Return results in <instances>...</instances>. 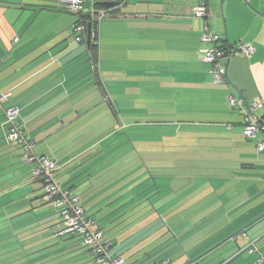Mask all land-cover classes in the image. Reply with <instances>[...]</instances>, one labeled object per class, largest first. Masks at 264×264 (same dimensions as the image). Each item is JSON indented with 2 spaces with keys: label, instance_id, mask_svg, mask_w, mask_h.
I'll list each match as a JSON object with an SVG mask.
<instances>
[{
  "label": "crops",
  "instance_id": "crops-1",
  "mask_svg": "<svg viewBox=\"0 0 264 264\" xmlns=\"http://www.w3.org/2000/svg\"><path fill=\"white\" fill-rule=\"evenodd\" d=\"M207 3L210 15L201 18L194 15L198 0H124L109 9L93 46L86 44L82 52L47 39L24 43L18 35L9 51H2L0 93H10L5 107L19 108L18 123L35 142L36 152L58 160L57 182L79 195L87 212L117 207L130 195L113 201L125 192L128 173H142L144 163L163 167L168 176L176 163L189 165L190 157L212 167H237L244 161L264 168V153L256 147L261 135H244L249 115L264 121V0ZM55 8L70 12L62 6L42 10ZM74 19L67 20L73 31L78 17ZM206 24L234 46L224 59V83H215L209 65L200 59V50L207 46L202 41ZM62 28L48 33L50 38L63 40ZM241 43L251 44L254 51L247 55L237 50ZM230 96L242 98L244 106H231ZM254 102L261 105L257 110ZM73 122L75 138L82 130L107 134L89 144L76 141L71 155H60L50 136ZM114 130L119 136L108 144ZM19 149L7 140L0 112V163L15 164L22 155ZM23 175L21 186L28 190L16 195L14 205L31 197V185L39 187L30 174ZM191 191L182 190L186 196ZM122 246L113 251L122 254L126 264H136L145 251L136 247L125 255Z\"/></svg>",
  "mask_w": 264,
  "mask_h": 264
},
{
  "label": "trees",
  "instance_id": "trees-1",
  "mask_svg": "<svg viewBox=\"0 0 264 264\" xmlns=\"http://www.w3.org/2000/svg\"><path fill=\"white\" fill-rule=\"evenodd\" d=\"M0 2L5 3L6 1L2 0ZM97 2L98 1L94 0L91 3V6L94 7L95 10L105 9L102 5L98 4ZM39 6H41L42 9L55 7L53 5L44 4H41ZM60 6L65 8L61 0ZM108 11L109 10H107V12ZM93 14L94 13H91L90 10L77 12L78 19L75 24L79 22L88 24V22L92 19L93 27L95 28V23L97 19H95L96 16L94 15H96L97 13L95 12V14ZM92 46L93 40L91 47ZM221 47L225 51L226 55H229V50L231 51V47L233 48L234 46L226 43V41L222 39ZM116 133L119 134L120 132L117 131ZM132 143H134L133 140ZM197 161L198 159L190 157L189 162L191 163L189 165L184 163H176L173 167V170L170 171L169 176L168 173H163V167H154L150 166L147 163H144V171L142 173H139L138 171L130 174L128 173L127 177L125 178L126 182L123 185L126 186L125 192L120 195H117L113 201L123 199L124 197H126L127 194L131 195H129L117 207L111 210H97L92 211L91 213L88 212V214L96 221V227L104 232L106 241L112 243V252L115 255H119L124 258L122 254H118L117 252L113 251L114 247L118 244L123 245V250L126 251L136 247H140L143 251L145 250L141 254V256L134 261L136 264H155L162 260H169V258L163 254L164 251H162L169 244L176 242L184 247V243L190 241L192 237L202 234L210 229H212L211 231H214L216 227L220 224L218 222L220 218L223 219L229 215L237 213V217L233 219L235 220L249 211V209H246L242 213H239L241 212L240 209L243 208L244 205H248L255 199L254 196L248 198L247 203H245L244 205H238L239 207L235 206L233 209L229 208L231 204L233 205L234 203H238L242 200L241 197L238 198L241 194V189L243 188V186L239 183L240 177L247 176L254 178V180L257 181L258 179H264V168H259L256 162L247 163L244 161H240L237 164V167H212L208 164H203ZM220 170H227V172L222 171V173L220 174ZM216 171L218 172L216 173ZM231 177L234 178V182H232V184L238 188L235 192L231 194V198H224V195L221 196V191H219V188L212 187L214 186L212 183L209 186L206 184L199 185V182L205 179H227ZM175 178H180L182 180L178 188L173 189V194L175 193L176 195L174 194L171 198H169L159 206H156L157 201L169 195V189H171L169 182H163L162 184L159 182L164 181L165 179L170 180ZM186 179L189 180L187 181ZM31 180L35 181V183L39 186L38 189H41L43 191V185L40 180L34 178L32 175ZM148 180H151L150 183H146ZM225 183L226 182H221V184ZM143 184L144 187L142 186V189L136 191V189ZM200 187H202V190H199L201 189ZM183 188H190V190H192L191 194L187 196L183 195ZM230 191L231 190H229V192ZM212 193H214V195ZM154 195L157 197L155 201H152L151 199ZM40 197L43 198V194L40 195ZM43 201L44 203L41 204V206H31V208L28 210L32 212L29 216V223L27 222L28 225L25 224L24 226H21L24 228L28 226V228H25L26 230L24 229L23 231H20L17 234H21L22 232L28 231V236L34 234V237H36L37 233L42 232L44 230L46 234L44 235L43 239L47 240L51 236L55 238L59 237L61 239V241L58 243L59 250L56 253V258L61 259L59 262L60 264H96L93 254L88 250L86 246L83 245L81 238L77 234H60L63 225L57 210L53 207L51 201L45 199ZM142 204L144 205L141 206ZM170 205L173 206V209L167 210ZM40 207H42V209H40ZM154 214H156V217H154ZM149 215V218H151L149 222L139 226L134 233L126 236V231H128L130 225L126 224L122 226V222L127 220V218H134L132 219L133 221H131V223L133 224L136 220L144 219ZM159 220H161V222ZM169 221L171 222L170 226L167 225ZM57 224L58 226H56ZM54 226H56L54 230H51ZM37 227H40V229L32 230L33 228ZM224 227L225 226H222L218 229L221 230ZM249 227L245 230H242V233L249 236ZM139 232H143L142 236H144L140 238L141 234H139ZM122 235H124V238L118 240V236ZM132 235L135 238L134 240H130V237ZM135 235L137 236L135 237ZM155 239L157 243L155 242L156 244L153 247H145V245H147L149 241L151 242ZM159 239H162L160 243ZM263 241L264 232L258 234L256 239H250L247 243V246H239L240 250L235 256H233V258H222L216 264H230L233 262L234 259H237L246 251H248L251 255H256L253 261V263L256 264V260L260 256L264 257V251L261 246L263 244ZM251 243L256 246L257 250L251 252ZM54 245H57V243L45 246L43 249L40 250H45V252L39 255L40 257L38 259L47 256V260L37 264H44L45 262L47 264H51L48 263V261H50V258L48 257L49 255L54 254V252H51L52 250H54L52 249L55 247ZM217 248H213L212 252L215 251ZM78 251L79 253L74 254ZM185 252H187V250ZM212 252L203 255V257H201V259H199L195 264H198L200 261H203L204 259L208 258L212 254ZM76 257L77 259H74ZM51 258H53V255L51 256ZM87 258L88 260H86Z\"/></svg>",
  "mask_w": 264,
  "mask_h": 264
},
{
  "label": "rangeland",
  "instance_id": "rangeland-1",
  "mask_svg": "<svg viewBox=\"0 0 264 264\" xmlns=\"http://www.w3.org/2000/svg\"><path fill=\"white\" fill-rule=\"evenodd\" d=\"M2 1V0H0ZM4 1V0H3ZM5 3L0 2V55H4V52H8L11 48L13 43V39L16 35L22 38L21 42L27 43L29 39H35L34 41H42L44 42L45 39L48 43H53L56 45L58 42L62 43H69L73 47H75L77 53L82 52L86 48V42L78 41L76 38V33H74L72 27L69 25L67 21L68 18H75L78 17L77 13L67 12L63 9H54L57 11H43L41 4L44 5H53V6H60V0H5ZM101 1V0H100ZM88 5H91L92 0H87ZM43 11V12H42ZM58 12V13H54ZM64 13V14H63ZM54 14H63V15H54ZM62 16V18H60ZM74 19V20H75ZM102 22V21H101ZM100 26V24H99ZM65 28L62 32L64 38L55 40L54 38H50V32H54V30L58 28ZM62 28V29H63ZM40 30V31H39ZM49 33V34H48ZM87 37V35H86ZM53 39V40H52ZM62 40V41H61ZM22 44V43H21ZM61 45V44H60ZM3 53V54H2ZM67 128V129H66ZM65 130L57 131L52 136H50V140L56 142L55 147H59L58 153L60 155H64L69 153L71 155L74 151V143L76 141L83 143L86 142L89 144L90 142L98 141L99 138L103 137L107 134L106 131L99 132L98 130L95 131H88L87 133L85 130L77 132V138L74 135V122ZM114 128V127H113ZM63 130V129H62ZM113 131V130H112ZM117 131L114 130V133ZM119 135L116 133L114 138H111L110 141H107L108 144L116 139ZM105 139V138H104ZM106 142V143H107ZM21 151V149H19ZM109 152V150H108ZM114 155V154H111ZM31 168L32 166L25 163L21 158L17 159L15 164L9 163H0V264H37L47 260L46 257H41L38 259L44 251H40L45 246L54 245L55 247L52 248L54 250H48L54 252V254L49 255L50 261L48 263L51 264H60V258H56V253L58 252L59 242L61 239L55 238L53 236L49 237L47 240L43 239L44 230L39 232L35 235L28 236V231L22 232L21 234H17L20 231H23L25 228L27 229L28 226L21 227L24 223L28 225V216L32 213L28 211L31 206H41L44 203L42 197L39 195V189L34 190L31 185V197L26 198L14 205L13 201L18 199V195L21 194L19 192L27 191V187L21 186L24 182L23 177L28 174L31 176ZM59 177V176H58ZM233 179V180H231ZM187 181L189 179H186ZM151 180H148L146 183H150ZM169 182L170 188L169 195L161 198L157 201L156 206H159L169 198H171L173 194V189L178 188L181 183L180 178L175 179H165L164 181H160L159 183ZM206 185H214L212 187L219 188L221 191L220 195H224V198H229L231 192L229 190H233L232 192L236 191L238 188L234 186L231 182H234V178H213V179H205L202 180ZM221 182H226L225 184H221ZM203 183V184H204ZM239 183L243 186L241 189V194L238 198H251L255 197V199L249 203L248 205H244L243 208L240 209L242 213L244 210L249 209L248 212L243 214V216L239 219H235L234 223L232 220L237 217V213L233 215H229L226 218H223L218 221L220 224L216 227L214 231L207 230L206 232L196 235L192 237V239L188 242L184 243V247L181 246L179 243H172L165 247L162 251L163 254L167 257H170L171 263L170 264H188L190 261L206 254L212 252V249L219 245L223 241H228V243H224L223 245H219L218 248L212 252V254L200 261L198 264H216L222 258L228 257L231 254H234L239 246L244 247L247 245L250 239H256L258 234L264 232V179L254 180L251 177H240ZM38 185V184H36ZM144 184L141 185L136 189H142ZM233 186V187H232ZM203 187V186H202ZM27 195V192H25ZM214 195V193H212ZM17 195V196H16ZM131 195V194H130ZM176 195V194H175ZM212 196V195H211ZM27 197V196H26ZM157 196L152 197V201L156 200ZM231 198V197H230ZM13 199V200H12ZM178 200V199H177ZM240 200V199H239ZM238 200V201H239ZM177 202V201H176ZM175 203V201H174ZM177 204V203H176ZM142 204L141 206H143ZM169 205V204H168ZM44 208V207H43ZM42 209V207H40ZM173 206L167 208V210H172ZM25 211V212H24ZM163 212V211H161ZM131 213V212H130ZM156 213V212H154ZM150 215L144 219L136 220L133 224L131 221L134 218H127L124 222L121 223L122 226L129 224L130 227L128 231H126V236L131 235L134 233L139 226L145 224L151 220L149 218ZM153 217V216H151ZM156 217V214H154ZM168 219V216H167ZM161 222V220H159ZM255 221L248 229L249 236L247 238L243 237L242 229L243 226L246 224H250L251 222ZM24 222V223H23ZM131 223V224H130ZM171 222H168V226H170ZM231 224V227L227 225ZM58 226V224L56 225ZM54 226L51 230H54L56 227ZM225 226L223 229H218L219 227ZM166 227V226H165ZM25 229V230H26ZM40 227L33 228L32 230H38ZM214 229V228H213ZM50 231V230H49ZM146 233V230H145ZM140 238L143 237V232H139ZM137 234V235H139ZM135 235V237L137 236ZM24 237V238H23ZM66 237V236H65ZM41 239V240H40ZM134 240L135 238L133 235L130 237V240ZM165 239V238H164ZM38 240V241H36ZM232 240V243L230 242ZM36 241V242H35ZM162 239H159V243ZM156 239L152 240L151 242L145 247H153L156 243ZM154 243V244H153ZM149 245V246H148ZM140 246V245H139ZM264 251V241L261 245ZM121 249H124L122 247ZM187 253L183 254L185 251ZM123 252L128 254L129 251L123 250ZM79 253L76 252L74 254ZM53 255V258L51 256ZM37 257V258H35ZM82 257V256H81ZM256 255H251L248 251L244 252L241 256L237 259H234L230 264H254L253 261ZM74 259H77L74 258ZM88 260V258L86 259ZM85 261V260H83ZM44 264H47L46 262Z\"/></svg>",
  "mask_w": 264,
  "mask_h": 264
},
{
  "label": "built area",
  "instance_id": "built-area-1",
  "mask_svg": "<svg viewBox=\"0 0 264 264\" xmlns=\"http://www.w3.org/2000/svg\"><path fill=\"white\" fill-rule=\"evenodd\" d=\"M106 1V0H105ZM113 1V0H107ZM64 7L71 12H83L90 10L91 13H97L95 19V28L93 27V38L97 32V27L102 19L107 15V10H95L94 7L86 5L85 0H61ZM196 17H209L207 0H198V5L194 8ZM87 24L79 22L74 25V33L78 41L86 39ZM202 41L207 45L200 50V59L209 65V73L215 83H224L227 79V66L224 59L228 56L221 47L222 36L210 31L209 25L206 24ZM237 50L250 55L254 51L251 44L241 43L236 47ZM10 93H0V112L4 116L6 125V137L10 143L19 146L22 149V159L25 163L32 166L31 175L40 180L43 185V198L51 201L53 207L57 210L61 221L62 230L60 234L74 233L77 234L83 245L93 254L96 264H126L122 256L115 255L112 252V243L106 241L104 232L96 227V221L88 214L81 202V197L75 194L72 189L63 187L56 180V173L59 168V162L55 158L40 155L35 150V142L28 137L25 130L18 123L19 108L5 107ZM229 103L233 107H243L242 98L230 96ZM261 105L253 103V109L257 110ZM261 138L257 141V150L264 153V122L257 117L247 118L244 126V135L247 138ZM251 252L257 250L256 246L251 243ZM155 264H170V260H162ZM256 264H264V257L260 256Z\"/></svg>",
  "mask_w": 264,
  "mask_h": 264
},
{
  "label": "water",
  "instance_id": "water-1",
  "mask_svg": "<svg viewBox=\"0 0 264 264\" xmlns=\"http://www.w3.org/2000/svg\"><path fill=\"white\" fill-rule=\"evenodd\" d=\"M124 0H113V1H98L97 3L102 5L105 9L109 10V9H112V8H115L117 6H120L122 5ZM87 37H86V44L88 47L91 46L92 44V40H93V20L91 19L88 24H87ZM255 221L251 222L250 224H247L246 226H244L240 231L242 230H245L246 228H248L249 226H251ZM205 255V254H204ZM202 256L190 261L188 264H191V263H196L199 259H201Z\"/></svg>",
  "mask_w": 264,
  "mask_h": 264
}]
</instances>
